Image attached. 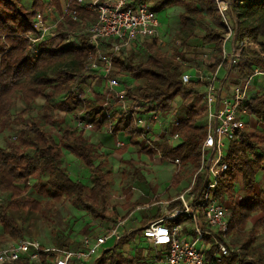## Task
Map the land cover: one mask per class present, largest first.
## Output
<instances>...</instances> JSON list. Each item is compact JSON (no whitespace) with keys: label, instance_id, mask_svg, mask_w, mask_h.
<instances>
[{"label":"trees","instance_id":"1","mask_svg":"<svg viewBox=\"0 0 264 264\" xmlns=\"http://www.w3.org/2000/svg\"><path fill=\"white\" fill-rule=\"evenodd\" d=\"M61 1L0 0V129L21 126L15 137L7 139L5 146L0 145V194H9L11 198L7 204L0 201V224L3 234L10 239L27 237L10 209H37V200L25 196L32 188L45 198H68L93 218L112 220L114 223L126 218L118 217L116 208L109 207L110 175L98 160L99 149L81 131L68 127L59 114L82 111L88 115L87 121L91 125L107 126L115 134L123 130L136 137L131 120L123 114L110 89L98 91L95 99L85 97L90 94L86 87L83 88L87 85L86 79L98 76L96 71L87 68L95 55V50L87 44V26L96 22L97 14L80 8V22L67 17L58 25L60 31L70 30L77 37L80 34L81 41L65 45L61 33L57 37L60 39L57 45V38H53L41 43L39 53L34 54L30 50L28 36L38 35L37 14L60 11ZM129 1L131 6L146 2L156 13L166 8L182 7L181 29L176 35L181 46L188 47L190 40H198L205 49H211L214 62L208 70L211 73L216 70L227 30L215 0ZM230 2L233 18L237 21L236 39L249 38L258 45L264 44V0ZM203 11L205 15H202ZM110 44V41L103 42L101 48L106 49ZM153 44L147 43L148 50ZM177 55L149 51L145 59H139L136 51L122 50L121 56L114 58L111 77L124 85L132 102L142 106L150 104L147 110L168 111L174 99L180 96L182 101H187L198 88L194 83L183 84V67L175 60ZM252 65L264 68V56L243 50L238 64L230 69L236 73L238 81H245L253 73ZM19 98L25 108L13 116L11 108ZM38 98L45 100V106L43 112L35 116L32 115V108ZM247 107L252 117L264 124L263 88L258 87L251 94ZM198 119L199 113L189 110L186 117L180 120L183 143L172 147L164 138L157 143L160 153L166 158L178 157L181 162H192L197 167L201 141L206 133L203 126L197 125ZM48 127H55L61 132L58 141ZM65 151L76 156L87 168L91 184L74 179L62 165ZM145 151L154 153L152 150ZM224 161L228 169L217 179L213 193L220 203L230 204L229 232L224 239L230 251L218 264H264V251L258 250L252 243L256 227L264 224V179L258 180L259 172L264 178V134L255 130L244 132L230 143ZM240 186L248 192L244 204L235 201ZM132 189L130 186L123 189L125 207L134 205ZM196 190L200 191L198 187ZM254 216L257 217L255 223L248 227ZM83 230V236L91 234L88 227ZM140 233L141 230H138L124 236L92 263L79 261L72 264H156L166 258V248H161L155 257L148 251L122 250ZM217 237L223 240L221 235ZM206 243L210 244L206 255L211 262L217 245L209 239ZM59 246L75 248L80 246V242L76 245L62 242Z\"/></svg>","mask_w":264,"mask_h":264},{"label":"built area","instance_id":"2","mask_svg":"<svg viewBox=\"0 0 264 264\" xmlns=\"http://www.w3.org/2000/svg\"><path fill=\"white\" fill-rule=\"evenodd\" d=\"M215 2L227 30L219 56L220 63L212 73H205L202 69H183L181 73L184 85L197 81L203 82L206 88L202 100L206 103L204 116L207 133L200 147V166L190 186L179 195L180 205L164 219L154 220L142 229L143 237L150 239L156 246L166 248V264H218L223 257L229 255L230 250L224 239L226 240L228 236L231 211L227 203H220L213 192L217 179L228 169L224 159L230 143L241 137L252 120L247 107V101L252 94L251 88L259 80L261 88L264 89V68L252 65L253 73L248 79L234 83L230 93H223L218 79L221 67L229 65L231 68L237 65L242 51L255 50L258 44L249 38L236 39L237 21L233 18L230 0ZM80 8L97 14L96 22L88 28L87 44L95 50V55L87 64V68L89 71H96L99 79L112 90L121 111L131 120L141 147L152 150L162 160L165 159L180 167L182 162L178 157L166 158L157 148V143L166 136L172 147H177L181 143L180 119L168 120L159 110H147L150 104L142 106L132 102L126 95L124 85L111 77L114 71V58L121 56L123 48H133L137 42L156 38L159 34L161 22L158 14L152 11L146 2L131 6L129 0H66L65 10L54 25L49 24L53 12L48 15L37 14L38 35L28 36L31 52L39 53L42 42L61 35L58 25L64 18L69 17L76 23L80 22L78 10ZM73 37L71 32L66 31L65 36L63 35L64 44L78 42L74 41ZM106 41H112V45L108 52H102L101 45ZM59 42L57 38L55 45ZM175 60L183 66L184 60L181 56H175ZM153 121L160 123V130H154ZM166 123L167 128L164 127ZM84 126L93 125L88 122ZM124 145V140H118L116 147ZM197 180H201L200 191L195 189ZM181 216L193 219L195 223L193 239L180 237L179 224L164 223L165 219L175 221ZM201 217L204 219L203 223L200 222ZM123 225V221H118L109 233L83 236L80 246L75 248L46 246L36 237H24L0 246V264H72L79 261L92 263L110 250L111 247L106 246L108 242L113 239L117 242L123 238ZM219 235L223 240L218 239ZM206 237L212 244L217 245L211 262L206 255L207 249L202 246Z\"/></svg>","mask_w":264,"mask_h":264},{"label":"rangeland","instance_id":"3","mask_svg":"<svg viewBox=\"0 0 264 264\" xmlns=\"http://www.w3.org/2000/svg\"><path fill=\"white\" fill-rule=\"evenodd\" d=\"M184 11L182 7H171L170 9L166 8L164 10L159 11L158 17L161 23H165V32H160L156 38H149L148 41L141 43L140 47L136 50L137 56L139 59H145L149 51L155 52L159 51L163 54H169L174 55L178 54L181 56L184 61L188 63V65L191 66H197L198 59L201 57V55L208 51V49H205L202 45H199L200 42L198 40H190L189 46L186 47L183 46V49L180 50L176 45L177 43V32L179 29H181V21H180V15ZM205 11H203L202 15H205ZM60 18V12L54 11L53 17L50 19V23L54 25L57 20ZM89 28V26H87ZM86 28V30H87ZM85 30V29H84ZM69 31L73 34L74 41H81L80 34H77L78 37L75 35L74 32L70 30H64L60 31L62 33L61 36H65V32ZM64 39V38H63ZM88 39V35H87ZM60 40V39H59ZM57 41V40H55ZM157 43L155 44V42ZM199 44L197 45V43ZM147 43H154L153 47H151V50H148ZM262 43L258 45V47L255 50H250V52L253 53H260L264 55V49L262 48ZM129 49V48H126ZM132 50V49H129ZM109 49H103L102 52H108ZM237 82H239L237 80ZM86 84L83 85V88L86 87V91L88 93L90 92L89 96L88 94L85 95L86 98H97V92H106L108 86L102 82L99 77L86 79ZM134 85L133 87H135ZM106 87V88H105ZM78 90V89H77ZM112 91V90H110ZM114 95V94H113ZM45 106V100L43 98H38L32 108V115H39L43 111V108ZM25 108L24 103L19 98L15 101L11 108V114L15 116L17 113L22 111ZM63 118L68 127H71L72 129L79 130L83 133L85 138L93 139V132L95 129L105 131L108 129L107 126H97V124H93L95 126L91 127H85L84 124H87L88 115H84L82 111L75 113V114H68L65 112L59 113ZM245 132H251L253 130L257 131L258 133L264 134V124L260 123L257 119L254 117L251 118ZM21 126L18 125H11L8 126L5 130L0 129V145L5 146L7 139L13 138L16 136L18 131L20 130ZM50 131L53 132L55 140L58 141L60 137V131L56 129L55 127H48ZM132 147V146H131ZM99 149V148H98ZM99 152V162L103 163L105 165V170L109 172L110 175V181L111 185L109 187L108 192V202L109 207H115L117 211L118 217L122 218L125 215H123L125 212L124 203H125V194L123 193V189L126 188L128 185H132L136 188V186H140V183H136L135 181H132L130 178L131 172L133 171L128 164H126V160L128 158H136V163L143 168L146 173L148 174H154L157 171L160 172V170L157 169V165H164V161L155 155V158L153 161H155V164L152 163H144L141 161L140 153L134 148H127L128 155L119 153L117 147L114 148L111 146L109 147H101ZM68 152H65V155ZM138 153V154H137ZM128 157V158H127ZM139 158V159H138ZM152 161V160H151ZM148 164V165H147ZM62 165L70 171L69 173L74 179H78L85 184L89 185L91 184L90 181V174L87 168L82 164V162L78 158H74L71 155H66V157H63ZM184 167V166H183ZM140 168V169H141ZM194 169L191 167H188V172L193 173ZM162 172V171H161ZM168 174L173 175L175 173V170L167 171ZM170 175V176H171ZM169 176V177H170ZM146 177V176H145ZM263 175L262 172H259L258 174V180L261 181ZM143 179V177H142ZM141 180V179H140ZM139 180V181H140ZM168 182L172 181V176L167 179ZM159 182V180H157ZM175 181V180H174ZM156 182V180H154ZM175 183L173 182V185ZM151 187H153V184H150ZM258 189V187H257ZM137 190L136 195H138L137 202H141L142 200L141 195L142 191ZM247 193L241 186L239 187V191L236 193L235 198L237 200V203L244 204L245 198L247 196ZM26 197H29L31 199H36L39 205L38 208L35 210H29V209H22V210H13L10 209L11 214L15 217L18 225L24 229V235L27 237H36L39 240H41L43 243L53 246H59L62 242H69V244H73L76 242L77 239L83 236L82 231L83 228L86 226L90 230V235H100L101 233H109L110 232V224H113L114 222L112 220H101L97 218L90 217L86 213V211L82 210L81 208L75 206L70 199L68 198H62L61 200H54L45 198L41 195H39L33 188L25 193ZM9 194H0V201H2L4 204H7L10 200ZM157 200L160 199L158 196L156 198ZM135 205V204H134ZM134 205L132 208H134ZM228 205V204H227ZM229 206V205H228ZM230 208V206H229ZM133 212L131 213V215ZM134 218L137 216V213L135 215H132ZM150 218V217H149ZM257 217L254 216L252 221L248 223V227L253 226L255 223ZM124 220V219H122ZM148 220V218H147ZM4 229L2 225L0 224V246L11 243L15 240L21 239H10L6 237L4 234ZM254 239L252 241L253 245L260 251H264V224H260L256 227ZM143 237V236H142ZM116 243V240L113 239L112 241L108 242L106 246L112 247ZM162 247H158L154 245L149 240H140L135 241L132 240V242H129L127 245L122 247V250L129 252L134 249L141 250L142 252H150L153 257L157 255V252L160 251ZM165 258L162 259V261Z\"/></svg>","mask_w":264,"mask_h":264},{"label":"crops","instance_id":"4","mask_svg":"<svg viewBox=\"0 0 264 264\" xmlns=\"http://www.w3.org/2000/svg\"><path fill=\"white\" fill-rule=\"evenodd\" d=\"M65 6H66V0H62L61 1V10L57 11V12H60V16H61L63 10H65ZM168 9H170V8H168ZM52 17H53V13L51 14V18ZM57 22H58V20H57ZM49 24L52 25V23H50V20H49ZM160 32H162V33L165 32V23H161L159 33ZM144 41L145 40H143L141 42H137L133 48L131 47L129 49L136 51L139 48L140 44ZM110 43H111L110 44V46H111L112 41H110ZM177 43H178L177 44L178 48L180 50H182L183 46H181V43L178 39H177ZM198 44H199V42L197 43V45ZM199 45H201V43ZM110 46L106 47V48L109 49ZM129 49L123 48L122 50L129 51ZM122 50H121V52H122ZM121 52H120V55H121ZM207 52L203 53L201 55V57L198 59L197 66L196 65L195 66L188 65V63L186 61H184V64L182 66L183 69H187V70L188 69H198V70L202 69L205 73H211L208 70V68H209V65H211L214 62V58H213V55L211 54V49L208 50ZM206 55H207L208 59H206ZM200 63H202V65H200V67H199ZM218 79H219V83H220V86L222 88L223 93H230L231 90H233L232 89L233 84L237 82V75H236V73L231 72L229 65H224L221 67V69L219 71V78ZM192 83L198 85V88H197V92L189 100L182 101V98L180 96H178L176 99H174V101H173L170 109H168V111H160V112H162L163 113L162 116L164 118H168V120L169 119L171 120L173 118H179L180 120H182V119H184V117H186L187 112L189 110H194L197 113H199V119L197 121V125L203 126L205 128V132H206L207 123H206V117L204 116V113L206 111V103L202 100V95H203L206 88H204L203 82L198 83L197 81H194ZM258 87L259 88L261 87L259 80L257 81L256 84H254L252 86L251 93H254L258 89ZM152 125H153V128L155 131L160 130V123L159 122L153 121ZM164 127L167 128L168 123L164 124ZM94 128H95V126H94ZM169 129H167V131H169ZM206 133L204 134V136L202 138L201 145H202V142H203V139H204ZM118 140H122V141L124 140L125 141L124 146L117 148L119 153L128 155V153L126 151H127L128 146H129V148H134L138 151V153H140V157H141L140 160L143 161L145 164L146 163H152V164L156 165L155 161H153L156 153L150 154L147 151H145V150L150 151V149L141 147V142H140L137 135H136V137L133 138L132 134H127V133L123 132V130L115 134V133L111 132L109 129H106L105 131L95 129L93 132V139H90V141L93 142V144L95 146H97V148H99V149L101 147L106 148V147H109L111 145L113 148H114V146L116 148V144H117ZM165 140H166V142H168L171 145V143L167 139V136L165 137ZM182 143H183V138H182L181 143L178 144V146ZM201 145H200V147H201ZM120 150H122V151H120ZM99 152H100V150H99ZM67 154L76 158V156H74L72 154H69V153H67ZM66 155L64 157H66ZM135 159L136 158H128L126 160V164H128V166H131L130 168L133 170L131 172V174H129L131 180L135 181V184L140 183L141 185L136 186V188L132 185H128V186L133 188L132 189V202H134L135 205H134V208H132L133 205L130 207L124 206L125 210H123V211L125 213L123 215H125L126 218L124 220H122L124 222V225L122 227V229L124 231L123 237L127 236L131 233H134L135 231H138V230H141V232H142V229L147 224H149L150 222H152L154 220H159L162 218L164 219L165 216H167L170 212H172L175 208H177L178 205H180V201L178 199L179 195L185 189H187L190 186V184L193 180V177L195 175V172L198 170V168L200 166V162H201L200 156H199V164L197 167H195L194 164L192 162H189V161L186 163L182 162L180 167H177L173 163H170L169 161L164 159L165 160V161L163 160L164 165L163 164L157 165V169L159 168L158 170H160V172L157 171L156 173L154 172V174L150 175V174L146 173V171L136 163ZM190 165L194 169L193 173L188 172V167H190ZM168 170H171V171L175 170V173L173 175L168 174V172H167ZM170 175L172 176V181L168 182L167 179H169L171 177ZM142 177H143V179H142ZM154 180H156V182H154ZM157 180H159V182ZM173 182L175 183L174 185H173ZM198 182H200L199 185H198ZM150 184H153V187H151ZM201 186H202L201 180H197L196 188L198 187L200 189ZM137 190L142 191V195L140 198L142 200L141 202H137V199L139 197L138 195H136ZM158 196L160 197L159 200L156 199ZM235 201L237 202L236 198H235ZM228 205L230 206V204H228ZM132 212H133L132 215H135L137 213V216L135 218L131 215ZM147 218H148V220H147ZM200 222L201 223L204 222V219L202 217H201ZM164 223L167 225H172L174 223L179 224L181 227L180 237H182L183 239H193V237H195V223L193 222V219H191L187 216H181L179 218V220H175V221L165 219ZM116 224H117V222L110 224L109 228L110 229L113 228L114 226H116ZM142 233L136 235L135 238L132 240H135V241L147 240V239L142 237ZM101 234H106V233H101ZM93 236H95V235H93ZM82 237H80L79 239L76 240L75 245L80 242ZM207 239H209V238L206 237L205 241H203V243H202V246L205 247L206 249L210 246V244L206 243ZM210 242H212V241L210 240ZM156 264H166V260L164 259L163 261L162 260L158 261V263H156Z\"/></svg>","mask_w":264,"mask_h":264}]
</instances>
